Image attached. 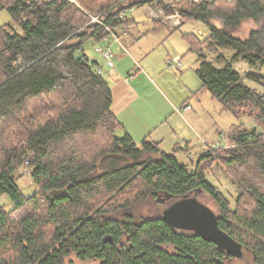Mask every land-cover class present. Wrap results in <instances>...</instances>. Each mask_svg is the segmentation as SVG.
<instances>
[{"label":"trees","instance_id":"trees-1","mask_svg":"<svg viewBox=\"0 0 264 264\" xmlns=\"http://www.w3.org/2000/svg\"><path fill=\"white\" fill-rule=\"evenodd\" d=\"M218 1L79 0V7L68 0H0V12L12 20L0 26V196L13 203L8 211L0 207V264H65L72 254L100 264H229L236 257L202 236L177 230L162 216L135 213L141 202L167 197L174 203L197 191L219 206V228L251 256V264H264V186L247 188L253 202L239 215L205 179V171L219 163L232 176L236 166H249L264 182V92L243 84L231 65L244 61L253 68L246 78L264 87V0H224L223 7ZM147 3L166 16L177 12L181 23L209 27L202 42L184 36L199 59L201 87L195 94L207 91L236 117L246 113L262 138L256 127L245 129L233 138L234 146L212 147L189 167L152 142L118 135L122 127L111 111L110 87L95 63L77 53L88 38L125 30V13ZM213 18L221 28L211 25ZM244 21L256 26L243 39L236 31ZM202 49L217 54L215 60H207ZM219 49L233 54L228 59ZM50 95L48 109L29 103ZM14 117L26 119L23 132L6 138L11 127L2 126ZM97 132L110 137L107 148L91 160L78 158L80 146L69 145L71 139ZM82 138L84 148L100 145ZM67 147L74 154L63 157L60 149ZM26 162L37 188L30 196L15 178Z\"/></svg>","mask_w":264,"mask_h":264},{"label":"rangeland","instance_id":"rangeland-1","mask_svg":"<svg viewBox=\"0 0 264 264\" xmlns=\"http://www.w3.org/2000/svg\"><path fill=\"white\" fill-rule=\"evenodd\" d=\"M98 2H103L105 0H97ZM170 2L177 3L182 0H169ZM224 0H219L217 2V7H223L225 6ZM80 7V6H79ZM147 6L143 7H137L134 8L133 11H129L126 13L128 20H134L136 22L135 30H152L156 29L157 34L153 38H151V41L153 43L157 42V49L155 51V54L152 56V59L155 63V69L158 68V56L161 54L162 56L165 55L163 51V47L174 50H180L179 54H184L185 52H188V44L185 40H183V35H192L195 36L198 41H202L206 39L210 33L209 27L205 25L204 23L200 21H185L182 26H180L175 31L164 27L161 28L158 27L156 24H154V21L147 17ZM93 16V14H90ZM178 21H181L176 16ZM214 22L215 26H220L221 20L217 18H213L212 20ZM12 22L10 15L7 11H1L0 12V26H4L6 24H10ZM256 25H253L251 22L245 21L242 22L240 27L237 29L236 35L240 38H244L248 35L249 31L253 29ZM18 32V29H15ZM198 31L202 33V36H198ZM172 35L170 38L167 39L166 36ZM86 42L85 44H87ZM163 43V44H162ZM187 50V51H186ZM202 53L206 56L207 60L213 61L215 60V57L217 54L211 53L210 50L202 49ZM218 53H222L224 57H230L232 56L233 52L231 50L221 51L219 49ZM186 54V53H185ZM197 53L194 52L192 55L193 57H196ZM166 56V55H165ZM171 56H175V53H172ZM191 56H188L187 62H190ZM228 62V61H227ZM177 62H171V60L168 62V65L170 67H173ZM218 65V66H223ZM232 68L240 73L242 77V83L246 86H249L251 88L257 89L259 92H264V87L261 86L258 83H255L253 81L248 80V77L246 78V74L249 72H252L253 68H251L248 64H246L242 60L234 61L231 63ZM167 64L163 63L162 70H164V75L162 74L161 80L158 81L160 83V86L165 92L169 90L170 95L172 97L179 93L182 89H184L183 85L188 84L190 86V81H187V77H191V79H196L197 81L199 77L197 74L194 73V68L191 70L186 69L185 67H182L177 70H173L171 68H167ZM169 69H171L169 71ZM190 73H192L195 76H190ZM153 76V75H152ZM163 80L167 81V85L170 87V89H167L165 87V84H163ZM162 81V83H161ZM200 81V79H199ZM198 81V82H199ZM186 86V85H185ZM199 88L197 89V91ZM56 97V95H55ZM60 97V95H58ZM52 95L49 97L41 98L39 100H31L29 103H31V106L37 104L39 105V109H43L45 107L48 109L53 103L51 101ZM189 108H192V114H195L194 119L190 120L188 118V122L195 128V130L199 133V135L202 137V140L206 142L202 143L200 142V146L196 143H193L190 149L185 148L184 145H181L178 147V149H175L174 151L171 149V147L164 146V149H161V151H164L166 154H175V156L178 158L179 162L181 164L187 165L190 167L191 164L196 163L203 155L207 153V151L213 147V148H219V147H232L233 144V138L240 133L243 130H252L255 127L258 129L257 133L258 135L263 137L262 130L258 128L253 122L254 120L249 118L246 113L237 115V117L227 111L224 110L222 105L215 100L210 93L207 91L201 94H198V97L196 96H190L189 99ZM50 103V105H49ZM43 105V106H41ZM47 111V110H46ZM44 110V113H46ZM47 114V113H46ZM14 120L3 124L2 128L5 131L9 127H11V130L5 133L6 138L10 136L11 134H15L17 132H23L22 128L25 125L26 119H20L17 117L13 118ZM88 139V141L91 143L92 147L93 145H99L95 147V149L91 148H84L83 144H85L84 139ZM77 136L73 139H71L69 145L80 146V149L77 151L78 158L81 159H89L91 160L93 157H96L101 150L106 149L110 140V137L103 136L102 132L94 133L90 135L85 136ZM233 144V145H232ZM68 148V147H67ZM60 153L63 157H69L73 153V149L68 148V150H64L63 148L60 149ZM249 163H252L249 161ZM250 167L249 166H236L233 169V176L229 173L228 170H226L224 167H222L219 163L212 164L205 172V179L211 182L217 190L223 195V197L226 199V201H229V207L231 208L232 212L237 211L240 215L242 214L241 210L243 211V208L246 209L250 206L253 202L252 197L250 194H248L247 188L254 187L260 190H263L260 188L261 186H264V182L261 181L257 177H253L250 174ZM254 173L255 171L252 170ZM15 178L16 183L19 187V189L22 191V193L25 196L32 195L36 190V186L33 184V181L31 180L30 174H29V168L28 165L22 166L18 168V170L15 172ZM238 180V183L236 184V181ZM241 181V182H240ZM236 184V187H235ZM136 186H141V184H137ZM242 193V196L239 194ZM195 194V198L204 206H206L209 210H211L216 216L220 218V210L219 206L215 203V201L206 193L199 192ZM249 195V196H247ZM102 198V195H100ZM159 203L148 200L146 202H141L137 204V208L135 213H137L138 217H161L163 216L164 211L169 208L171 203H173L172 200H169L167 197L163 198L160 197L158 200ZM0 207H4L6 211L12 209L13 203L11 200L5 196H0ZM240 211V212H239ZM42 216L44 213H40ZM51 227L48 228V232H51ZM187 232V231H184ZM170 253H174L172 248H167ZM7 255H13L11 253H7ZM252 258L248 253H244V250L242 249V254L240 257L234 258L229 264H251ZM65 264H100L99 261L94 260H88V261H80L75 257V255H70L68 258L65 259Z\"/></svg>","mask_w":264,"mask_h":264},{"label":"crops","instance_id":"crops-1","mask_svg":"<svg viewBox=\"0 0 264 264\" xmlns=\"http://www.w3.org/2000/svg\"><path fill=\"white\" fill-rule=\"evenodd\" d=\"M164 2L166 4L174 3L169 0H164ZM143 6H147V17L151 18L158 27H167L175 31L183 25L176 18L177 12L174 15L166 16L155 3H147ZM137 7H133L126 13ZM126 13L125 19L128 20ZM129 21L128 27L123 31L118 30L116 34H108L100 40L86 39L82 44V53H77L78 56L84 55L89 62L95 63V69L108 83L112 95L111 111L122 127L118 131V135L125 132L136 143L144 140L152 142L160 151L164 149L165 145L174 151L175 147L181 145L190 149L194 146L193 143L206 144L188 122V118L193 120L195 116L192 114V108L186 109L189 106V97L196 96L195 93L198 88L200 89L201 81L198 79V82L197 78L193 81L191 77H187L186 80L190 81V86L183 85L184 89L173 97L169 90L165 92L158 83L162 74H165L162 70L163 63L173 70L182 67L188 70L194 68L196 74L199 65L198 55L193 57L194 52L190 51L188 43L186 54H179L180 50H169L163 47L162 52L166 56L159 54L158 68L155 69L152 56L155 54L158 44L156 45L157 42L153 43L151 38L156 36L158 30H135L136 22ZM211 23L212 26L221 28L222 23L220 26H215L213 21ZM182 35L183 40L186 41L185 34ZM171 36L167 35L166 37L168 39ZM198 36H202L200 31H198ZM194 38L198 41L195 36ZM86 42L88 43L85 44ZM74 43H76L75 40L70 42V44ZM105 49L111 51V60L109 61L101 54ZM172 53H175V56L172 57ZM188 56H191L190 62L186 61ZM175 58H178V62L170 67L168 62ZM190 76L196 77L192 73ZM163 84L167 89H170L166 80H163Z\"/></svg>","mask_w":264,"mask_h":264},{"label":"water","instance_id":"water-1","mask_svg":"<svg viewBox=\"0 0 264 264\" xmlns=\"http://www.w3.org/2000/svg\"><path fill=\"white\" fill-rule=\"evenodd\" d=\"M162 219L171 227L201 235L227 254L240 257L241 245L222 231L216 215L194 197H183L167 208Z\"/></svg>","mask_w":264,"mask_h":264},{"label":"built area","instance_id":"built-area-1","mask_svg":"<svg viewBox=\"0 0 264 264\" xmlns=\"http://www.w3.org/2000/svg\"><path fill=\"white\" fill-rule=\"evenodd\" d=\"M68 1L70 3H73V4L77 5V6H79V0H68ZM191 1L193 3H200V2H204V1H210V0H191ZM93 21H98V19L95 17V18H93ZM101 54L103 55L104 58H106V60H108V61L111 60V51L109 49L103 50V52H101ZM171 62H178V58H175V59L171 60ZM186 109H190V108L186 107ZM25 164L27 165L28 163L26 162Z\"/></svg>","mask_w":264,"mask_h":264},{"label":"bare ground","instance_id":"bare-ground-1","mask_svg":"<svg viewBox=\"0 0 264 264\" xmlns=\"http://www.w3.org/2000/svg\"><path fill=\"white\" fill-rule=\"evenodd\" d=\"M199 235V234H198ZM201 236V235H200Z\"/></svg>","mask_w":264,"mask_h":264}]
</instances>
